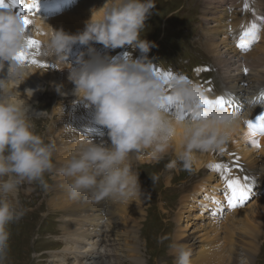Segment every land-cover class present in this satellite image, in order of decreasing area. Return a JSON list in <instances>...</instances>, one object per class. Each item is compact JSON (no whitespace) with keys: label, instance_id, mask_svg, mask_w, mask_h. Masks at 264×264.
Instances as JSON below:
<instances>
[{"label":"rangeland","instance_id":"1","mask_svg":"<svg viewBox=\"0 0 264 264\" xmlns=\"http://www.w3.org/2000/svg\"><path fill=\"white\" fill-rule=\"evenodd\" d=\"M208 2L209 0H155L156 5L151 10L152 14L145 21L146 28L142 35L143 39L155 44V47H152L147 54V58L156 66L168 70L174 68L176 71L178 69H188L190 71L191 67L197 68L198 64H210L216 69L205 73L204 76L210 75L214 78L215 86L218 88H216L215 94L225 87L224 80H234V82L242 84L243 92L251 90L252 85H254V82H248V80L252 79L251 76L258 75V73L259 75H264V56H262L264 54V18L260 19V25L256 24L259 28L257 32L259 39L251 43L250 50L241 54V56L237 54L231 55V57L238 59V62L241 61L244 65L239 63L241 65L239 66L238 62L235 65L230 63V72L225 73L221 68L224 63L218 62L215 55L203 46L204 36L202 29L204 16L202 14H204V7ZM5 3H8V0H5ZM246 3L248 5L247 9L244 8L239 13L237 10V7L240 6L238 0L214 1L216 9L223 11V13L225 12L223 19L233 18V22L237 26H240L239 24L242 23L241 21L244 17L250 21L254 14V19L260 18L262 14L264 15V1L261 2L260 6L255 0L257 10L250 0H247ZM23 4L22 0V5L12 7V10L21 15L25 14L26 9L21 12V9L24 8ZM255 10L258 12L256 13ZM44 15V13L41 14V16L46 18ZM66 15L69 14L66 13ZM36 16L37 14L35 13L28 15L31 20V25L29 26L31 29L30 38L41 42L45 32L42 29L37 30V32L34 30L37 27L34 25ZM252 22L254 23V21ZM63 27H66V25L60 24L57 28ZM78 30L80 32L83 31V29ZM65 33L69 34L68 32ZM225 42L228 41L225 40ZM94 48L100 55H106L110 58H122L121 55L127 52L132 58L141 57L138 49H132L128 46L113 50L105 49L100 44H94ZM257 54H259L258 57ZM246 57H252L253 61ZM55 62L57 64L55 69L49 70L47 68L48 71L43 74V77L37 75L39 78L37 82L42 80L41 83H44L43 88L37 90L33 95L34 97L24 98L27 99V103L30 106L29 118L35 126L34 131L43 135L46 141L51 140L56 143L57 151L53 156V163L56 167H59L75 148L74 141L86 137L90 138L83 129L86 126H90L95 131V128L99 125H92L90 119L86 120L83 117L73 122L74 115L70 113L74 112L71 109L73 105L76 104L79 110L91 106L73 103V101H77L76 98L71 99L66 96H74L72 94L73 84H70L71 89L68 94H64L61 91L60 82L64 80L62 75L68 74V71L60 68H63V64L59 61ZM71 62L72 60L69 61L70 64H72ZM41 64H45V61H41ZM245 69H247L246 73ZM51 70L56 73L53 74ZM229 75H234V78H230ZM241 81L244 82L241 83ZM29 84L33 89L38 85L35 81ZM18 88L21 90L20 87ZM258 92L263 93L264 91ZM238 101L239 104L246 105L245 103H247L244 100ZM80 102L86 105L85 101ZM93 109H90L92 115L94 113ZM248 137L249 135L244 136L242 141L239 139L234 146L229 142L223 153L199 154L197 160L202 162L201 167L198 168L194 162L191 171L184 170L179 164L173 169L165 167L170 160L175 159V148L170 149L159 163L151 162L146 156L133 158V165L138 171L141 190L145 194L134 201L111 204L110 200H106L107 211L103 215L105 218L100 214L101 219L98 220V226L95 228L98 230L97 234H92L94 237L90 239V242H97L96 248L88 255H92V258H85L82 254L76 252L78 253L77 258V254L74 252L64 251L71 244L70 239L72 238L71 233L67 231L66 224L74 220L71 219L65 209H60L59 202L54 201L48 206L47 202L49 200L57 198L55 194L57 191L52 190L55 179L58 177L57 173L53 171L45 174L46 186H41L39 183L31 185L25 183L17 196L19 205L25 210V214L18 222L8 226L11 237L7 264H79L85 259H88V264L93 262L96 264H175V257L170 252V245L174 243L175 233L181 232L180 219L183 211L186 210L187 204H190L189 208H191V215L187 221L189 226L185 235L183 234L186 239L182 237L186 241L182 240L180 242L187 246L194 242L193 246L195 249L191 257L192 264H208L210 258L205 257L208 249L212 248L216 251H222L229 243V234L232 235V239L241 248H247L252 252V263L250 262V264H264V225L261 226L262 228L260 227L261 230L257 233L255 241L251 243V238L248 237L250 227L258 226L257 222H254V217L250 211H257L256 204H260L259 200L264 198L261 193L257 192L258 189L264 190L259 188L260 183L264 182V166L262 165V160H258V157L261 158L264 155V135L257 134L253 138L257 141L258 147L247 141ZM98 140H100V143L104 142L106 146L110 145L108 137L99 138ZM250 148L253 150L250 153L254 152L257 157V160L252 163L245 161V158L241 155V153L249 151L248 149ZM62 150L67 151V153L61 154ZM236 158H239V163L244 169L233 164L232 161ZM217 163L228 165L231 169L230 178L241 180V184L247 187L245 189L247 199L242 204H239L236 208H230L225 198L220 201V206L222 207L220 213L218 211L219 202L217 197H219V191L221 190L220 185L222 187H225V185L224 182H217L223 180L221 178L223 172L218 173L210 167ZM209 173H212L211 175L213 176L210 184L204 179ZM152 176H157L158 179L153 181L151 179ZM252 176L255 178L254 181L250 179ZM60 177L62 178V176ZM254 182L259 184L256 186L255 192L251 194L252 188L248 184ZM201 183L202 186L198 188ZM27 189L31 190L28 191ZM209 191L211 193L216 191L215 199H213L211 194L208 195L210 200L211 198L213 199L214 206L204 197L206 192L209 193ZM60 199L65 201L63 196H60ZM203 199L208 202L207 204L205 202L202 204L203 208L206 204L207 211L204 208L200 212L202 209V207L200 209V204ZM257 199L259 200L256 201ZM233 210L239 211L237 213L235 211L237 216L229 217L230 212ZM212 212L220 214V218H218L221 220L220 222L215 221L216 217ZM243 214L244 216H242ZM132 215L134 216V222L127 223L132 219ZM238 215L243 219L247 216L248 223L246 225L245 223H237L238 220H235V218L239 217ZM110 218H112L110 222L113 221V224L109 222ZM216 223L220 229L218 231L214 229ZM229 228L230 230L228 231ZM231 231L235 233H231ZM187 233L189 237H187ZM190 237H194V240L188 242ZM249 242L251 244L248 245L247 243ZM84 249L85 246L81 250ZM198 249H202V251L198 252Z\"/></svg>","mask_w":264,"mask_h":264},{"label":"clouds","instance_id":"2","mask_svg":"<svg viewBox=\"0 0 264 264\" xmlns=\"http://www.w3.org/2000/svg\"><path fill=\"white\" fill-rule=\"evenodd\" d=\"M155 5V0H105L102 7L90 9L83 31L75 35L47 25L50 31L40 42V54L67 65L63 68L69 69L72 94L94 108L95 123L107 129L110 140L108 146L88 137L74 141L75 148L59 167L53 163L56 143L34 131L30 106L17 90L30 74L28 64L15 57L25 50L31 29H25L22 15L11 6L0 8V72L7 63L6 73L0 77V264H7L8 226L25 214L17 199L25 183L46 186L45 174L55 171L65 178L73 200L134 201L145 193L133 158L146 156L159 163L175 148V159L165 167L173 169L179 164L191 171L199 154L223 153L245 118L219 107L200 108L198 102L205 91L183 74H174L168 87L153 74L147 54L155 44L142 35ZM76 44L85 51L72 66L68 55ZM94 44L113 50L128 46L138 49L141 57L110 58L100 55ZM168 94L178 98L183 110L203 114L183 120L166 115L161 103ZM170 249L175 264H191L190 247L173 243ZM238 260L239 264H250L243 253Z\"/></svg>","mask_w":264,"mask_h":264},{"label":"bare ground","instance_id":"3","mask_svg":"<svg viewBox=\"0 0 264 264\" xmlns=\"http://www.w3.org/2000/svg\"><path fill=\"white\" fill-rule=\"evenodd\" d=\"M214 1L215 0H209V2L204 7V14H202V16H204V18H205L204 19L202 17L203 21H204L203 29H202L203 30V36H204L203 46L206 50L211 51L212 54L216 55V59L218 60V62L224 63L221 66H222L224 72L228 73V72H230V69H231L230 63L235 65L238 62V59L231 57V55H234V54L240 55L238 52H236L234 50V48H233L234 42H232V44H231V40L236 37L237 32H238V38H239V35H240L242 28H241V26H237L233 22V18L224 20L223 18H224L225 12L223 13V11L217 10L216 6L214 5ZM262 1H264V0H256L258 5H260V6H261ZM69 2H70V0L69 1L68 0H56L55 3L58 6H61L63 3L66 4ZM71 2H73V6L67 10L62 11V13L57 17H54V18L46 17V18H44L40 14H37L35 24H34L37 27L34 30L37 32V30L42 29L45 32V36L42 37V39H45L47 33L50 31V29L48 28L47 25H49L53 30H63L64 32H68L70 35L77 34L78 32H80L78 29H80V30L84 29L86 21H88V19L90 18V15H91L90 9H92L93 7L97 8V9L102 7L105 0H72ZM51 3L52 2L47 3V2H44V0H41V3H37V4L42 5L43 10H46L45 14H47V13H49L48 9H49V6ZM66 13H68L69 15H66ZM259 14H262V13H259ZM263 18H264V15L262 14L260 18H256L253 21L255 24L260 25L259 21H260V19H263ZM60 24H65L66 27L57 28L58 25H60ZM250 24H253V22L248 21L244 26L247 27ZM225 40H227L228 42H225ZM251 40L252 39H249V41H251ZM258 55L259 54H257V57H258ZM262 56H264V54H262ZM246 58L252 60V57H246ZM66 66L67 65H63V67H66ZM255 66H257V65H255ZM229 67H230V69H229ZM60 68H62V67H60ZM63 69H64V71L67 69L68 74L62 75V78L64 80L60 82L61 91L64 92V94H68V91L71 89L70 84H72V83L68 80L69 69L68 68H63ZM6 70H7V63H6L5 69H4L5 73H6ZM27 71L30 75L25 79V81H23L18 86L21 88V90H19V88L17 89L18 91H20V93H22L21 94L22 98L30 97V96L32 97L35 94V92L40 89V87L43 83H41L42 80L40 82H37L39 79L38 76L41 75L43 77V74L47 73L48 70L40 69V71H39L38 68L28 67ZM0 75H2V77H3L4 72H0ZM229 77L234 78V75H229ZM251 77H252V79L248 80V82H254V85H252L251 90H247L246 92H243L242 90H244V88H243L242 84H238L236 81L234 82V80H232V81L224 80L225 87H223L221 89L223 94H218V96H221V95L229 94L230 92H232V93H234V95H237V97L235 99L237 105L247 107V112L244 113V116H246V115L249 116V115H252L253 113H255L256 106L260 102V99L262 98V96L264 94V92H263L264 91V75H259V73H258V75L255 74ZM33 81H35L38 84L36 86V88H34V89L29 84L30 82H33ZM242 82H244V81H241V83ZM24 90H32L33 94L30 91L28 93L26 91L24 92ZM258 91H262L263 93H260ZM212 94L213 93L205 92V95H207L210 99H215L217 96L211 97ZM252 94H254V96H252ZM214 95H215V93H214ZM242 96L244 97L243 99H242ZM238 100H241V101L244 100L247 103L244 102L246 105L239 104ZM249 105H251V107H249ZM71 109L74 110V112H70L71 114L74 115L73 122H76L78 119H80V117H83V118H86V120L90 119L92 125L96 124L95 120H94V113L92 115V113L90 112V109H93V107L84 108V110H79L78 106L75 104L71 107ZM166 115L173 116L174 111H172V113L166 112ZM83 131L87 132V135L95 143H100V140H98L99 138L104 139V137H107V129L102 127V126L96 127L95 128L96 132L93 131L92 127H90V126H86L83 129ZM246 135H248V129L245 126H242V122H241L239 127L236 129V131L233 132L232 139H237V140L241 139V141H242L243 137ZM248 138L249 139L247 141L251 142V140L255 137L249 136ZM176 147H178V145ZM65 150H62L61 154H66L67 151H65ZM248 150L249 151H246L243 153L240 152V153H241L242 157L245 158V161L252 163V162L257 160V157L254 155V152L250 153L251 151H253L252 148H250ZM58 155H59V153H58ZM259 159L262 160V162H263L262 165L264 166V155L261 156V158L258 157V160ZM195 163L197 164L198 168L201 167L202 162H200L199 160H196ZM211 174L212 173L207 174V176L204 178L206 182H209L208 184H210L211 179H213V176ZM57 176H56L57 178L55 179L54 187L52 189V190L57 191V192H55L57 198H55V199L52 198L51 200H49L47 202L48 206H49V204H52V202H54V201L59 202L60 203V209H65L67 211V213L69 214V216L71 217V219L74 220L73 222L66 224L67 225L66 226L67 231L71 233L72 238L70 239L71 244L69 246H67L64 249V251L65 252L70 251L71 253L74 252L75 254H77L76 255L77 258H78V253L82 254L85 258H88V257L92 258V255H90V256H88V255L96 248L97 242H90V239H92L94 237V235L97 234L98 230L95 228H96V226H98L97 225L98 220L101 219L100 214L102 216L104 214H106V211H107L106 200H103L100 202L85 201L83 199L73 200L68 195L65 178H63V177L61 178L60 175H58V174H57ZM202 183L200 184V186L198 188H200L202 186ZM263 183H264L263 181H262V183H260L259 188H263V185H262ZM258 191L264 196V190L262 191L261 189H258ZM215 193H216V191L213 193H211V191H209V193L206 192V195L204 196L206 199H208L212 203V206H214V204H215L213 202V199H215ZM55 194H54V196H55ZM209 194H211L213 196V199L212 198H211V200L209 199V197H208ZM60 196L65 197V201H62L60 199ZM181 199H182V197H181ZM206 199L201 200L200 209H201V207H202V209L200 210V212H202L204 210V208H205V211H207L206 210V204L208 202L206 201ZM217 199H218V197H217ZM258 200L259 199H257L256 201H258ZM259 201H260V204H258V205L256 204V206L258 208V209H256L257 211H250L252 216L254 217V222H257V225H258V226H251L249 229L250 232H249L248 237L251 238L250 239L251 243L257 239V233L260 232V230H261L260 227L264 225V198H262ZM110 202H111V204L115 203L113 201H110ZM204 202L206 204L203 208L202 204ZM218 202H219L218 211L220 213L222 207L220 206L221 202L219 200H218ZM189 205L190 204H187L186 210L183 211L182 218L181 219L179 218L180 222H181L180 227H182V229H181L180 233H175L174 239H173L174 243H181L182 240L186 239V237L184 235L188 229L189 223H187V221L191 215L190 214L191 208H189ZM53 208H54V206H53ZM235 211L233 210L232 212H230L229 217L237 216L235 214ZM237 212H239V211H236V213ZM219 213L214 214L212 212V214L215 215V217H216L215 221L220 222L221 220L218 219V218H220ZM238 216L239 217L235 218V220H238L237 223H241V224L245 223V225L248 223V217L247 216H245L244 219L240 215H238ZM242 216H244V214ZM133 217L134 216L132 215L131 216L132 219L129 220L127 223L134 222ZM103 218H105V217L103 216ZM111 219L112 218L109 219V222ZM185 221H186V223H185ZM250 222H252V221H250ZM110 223L113 224L114 222L112 221ZM135 223H137V222H135ZM215 225H216V227L214 229L216 231H218L219 228L217 226V223ZM232 226L234 227V225H232ZM229 230H230V228L228 229V231ZM231 233H235V232L231 231ZM92 234H94V235H92ZM229 235H230L229 236L230 237L229 243L227 244L226 247L223 248L222 251H219V250L216 251V250H213L212 248L208 249V252L205 255L206 258H210L209 259L210 262L208 264H239L238 258L240 257V255L242 253L245 254L249 258L250 262L252 261V256H253L252 252H250V250H248L247 248H245V249L241 248L236 243V241L232 239L233 238V237H231L232 235L231 234H229ZM225 236H226V234H225ZM241 236L246 237L245 235H241ZM182 237L183 238L185 237V239H182ZM187 237H189L188 233H187ZM191 240H194V237H190L188 242ZM250 242L247 244L248 245L251 244ZM193 244H194V242H192L191 244L188 245V247H190L192 249V252L195 249ZM84 246H85V249L81 250ZM197 251L201 252L202 249H200V250L198 249ZM76 252H78V253H76ZM170 252H172V251H170ZM192 262L193 261H191V264H192ZM79 264H88V259H85V261H83V262L82 261L79 262ZM90 264H96V263L93 262Z\"/></svg>","mask_w":264,"mask_h":264},{"label":"snow or ice","instance_id":"4","mask_svg":"<svg viewBox=\"0 0 264 264\" xmlns=\"http://www.w3.org/2000/svg\"><path fill=\"white\" fill-rule=\"evenodd\" d=\"M19 0H9L8 3H5V0H0V8L3 7H15L18 4ZM248 5L245 4V9H247ZM24 9H29L27 14H31L33 11L32 9H37V0H32L30 4L24 5V8L21 9V12H24ZM23 14V24L25 26V29H28L31 25V20L28 18V15ZM259 31V28L255 23L248 25L247 27L242 26V30L240 32L238 42H237V48L241 51L247 50L250 47V44L257 41L259 39V36L257 35V32ZM251 36L252 40L249 41L248 37ZM40 46L39 41L35 39L29 38L26 42V48L25 50H22L17 54L15 57L16 60L22 63H31L36 64L37 61L35 59H29L28 56V49L36 48L38 49ZM40 67H47L46 64L39 65ZM206 70V69H205ZM197 72L200 71V69L196 70ZM245 73L247 72V69L244 70ZM153 74L156 75L159 79L164 81L165 86L168 87L169 81L173 79L174 73L167 70H161L157 67H153ZM205 92H211V88H206L204 90ZM199 106L200 108H205L208 106H214L225 109L226 106H229L231 104V100L229 98H226L225 96H217L215 99H210L207 95L201 97L199 99ZM181 102L178 100V98L172 94H168L162 98L161 108L168 112V109L170 107L175 108L174 112V118L176 119H187V118H196L199 115H202V112H188L183 110L180 107ZM246 126L248 129V135L250 137H255L257 134L264 135V112L257 115L255 117V123H253L251 120H247ZM251 143L253 146L258 147V143L255 139L251 140ZM213 170L216 172H223L222 179L224 182V185L227 189V195H226V202L227 205L230 208H236L239 204H242L247 199V192L245 189L247 188L246 185L241 184L239 179L236 178H229V173L231 172V169L226 164L217 163L210 166Z\"/></svg>","mask_w":264,"mask_h":264}]
</instances>
